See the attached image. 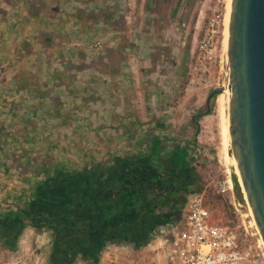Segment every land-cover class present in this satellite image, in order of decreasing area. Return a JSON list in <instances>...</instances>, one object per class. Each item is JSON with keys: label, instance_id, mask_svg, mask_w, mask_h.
I'll list each match as a JSON object with an SVG mask.
<instances>
[{"label": "rangeland", "instance_id": "obj_1", "mask_svg": "<svg viewBox=\"0 0 264 264\" xmlns=\"http://www.w3.org/2000/svg\"><path fill=\"white\" fill-rule=\"evenodd\" d=\"M211 1L24 0L22 25L8 38L9 100L0 115V144H18L22 177L81 171L159 142L167 164L186 156L196 186L215 190L227 170L235 182L221 156L217 96L205 113L210 91L228 81L227 0L215 27ZM234 192L249 214L240 185ZM159 226L142 246L111 240L103 249L113 255L118 246L125 262L128 252L148 248Z\"/></svg>", "mask_w": 264, "mask_h": 264}, {"label": "trees", "instance_id": "obj_2", "mask_svg": "<svg viewBox=\"0 0 264 264\" xmlns=\"http://www.w3.org/2000/svg\"><path fill=\"white\" fill-rule=\"evenodd\" d=\"M161 147L158 142L157 151L117 156L81 171L62 166L53 173L38 172L47 177L36 191L33 218L38 226L62 233L55 236L53 251L70 249V260L79 252L98 260L111 240L142 246L154 228L176 219L187 195L196 191H205V205L217 221L236 227L227 198L196 186L197 173L184 154L168 165L169 154L161 153Z\"/></svg>", "mask_w": 264, "mask_h": 264}, {"label": "water", "instance_id": "obj_3", "mask_svg": "<svg viewBox=\"0 0 264 264\" xmlns=\"http://www.w3.org/2000/svg\"><path fill=\"white\" fill-rule=\"evenodd\" d=\"M232 169L264 243V0H232L226 51ZM213 88L206 100L209 113ZM202 113H194L193 120Z\"/></svg>", "mask_w": 264, "mask_h": 264}, {"label": "crops", "instance_id": "obj_4", "mask_svg": "<svg viewBox=\"0 0 264 264\" xmlns=\"http://www.w3.org/2000/svg\"><path fill=\"white\" fill-rule=\"evenodd\" d=\"M23 1L21 0L19 11L10 13L9 9L17 6L20 0H0V115L4 114L2 108L9 100L6 94V88L10 84L6 79L10 68L9 39L10 36L18 34V28L22 25ZM14 53H18L15 47L12 57ZM121 68L125 69V66ZM20 151L18 144H0V264H107L113 259L122 261L118 246L114 248L113 255L108 251V247L102 249L98 260L84 258L82 252L71 256L70 260V249L53 251L55 236H61L62 233L56 234L53 228L38 226L33 218L35 206L39 201L36 191L47 176L30 172L29 176L22 177L19 168L22 164L18 161ZM27 214L29 217H25ZM144 249L126 252L129 255L126 261L135 255L145 258L150 256V250Z\"/></svg>", "mask_w": 264, "mask_h": 264}, {"label": "built area", "instance_id": "obj_5", "mask_svg": "<svg viewBox=\"0 0 264 264\" xmlns=\"http://www.w3.org/2000/svg\"><path fill=\"white\" fill-rule=\"evenodd\" d=\"M224 1H211L214 4L212 27L220 23L219 12ZM211 41L212 36L205 38L202 48L208 47ZM216 187L217 193L227 196L236 227L217 221L205 205V191H196L187 195L176 219L159 226L148 244L150 256L133 257L125 262L113 259L107 264H264V243L251 218L248 220L249 214L241 211L243 205L236 202L230 170L218 178Z\"/></svg>", "mask_w": 264, "mask_h": 264}, {"label": "bare ground", "instance_id": "obj_6", "mask_svg": "<svg viewBox=\"0 0 264 264\" xmlns=\"http://www.w3.org/2000/svg\"><path fill=\"white\" fill-rule=\"evenodd\" d=\"M231 2L232 0H227L226 4V13L224 17V41H223V49L226 52L227 51V45H228V27H229V19H230V10H231ZM225 89L224 91L217 96L216 104H217V115L220 121V127H219V135H220V144H221V156L223 159L226 160V162H233L235 165V161L231 160L232 158L229 155V131H228V103H229V89L228 85H224ZM250 212V211H249ZM252 213H249V216H251ZM252 217V216H251ZM251 224L256 227L255 221L253 218H251ZM262 240V239H261ZM263 242V240H262Z\"/></svg>", "mask_w": 264, "mask_h": 264}, {"label": "flooded vegetation", "instance_id": "obj_7", "mask_svg": "<svg viewBox=\"0 0 264 264\" xmlns=\"http://www.w3.org/2000/svg\"><path fill=\"white\" fill-rule=\"evenodd\" d=\"M197 123V122H196Z\"/></svg>", "mask_w": 264, "mask_h": 264}]
</instances>
